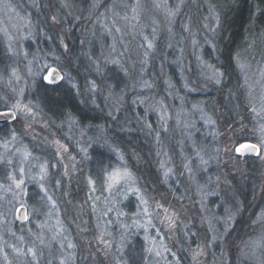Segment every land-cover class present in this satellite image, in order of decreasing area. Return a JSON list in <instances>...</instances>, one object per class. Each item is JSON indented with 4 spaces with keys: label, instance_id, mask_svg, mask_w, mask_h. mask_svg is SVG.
I'll return each mask as SVG.
<instances>
[{
    "label": "rangeland",
    "instance_id": "374dc122",
    "mask_svg": "<svg viewBox=\"0 0 264 264\" xmlns=\"http://www.w3.org/2000/svg\"><path fill=\"white\" fill-rule=\"evenodd\" d=\"M198 2L89 0L78 16L71 0H0V109L16 115L0 128V264H230L229 241L233 264H264V32L236 58L232 116L246 119L231 136L208 100L223 82L210 38L218 22L208 4L191 16ZM72 25L82 71L63 60ZM50 67L100 124L44 108L36 88ZM113 124L132 135L131 150ZM137 136L148 153H133ZM243 137L258 156L237 155ZM96 149L108 160L93 176ZM141 167L154 169L157 192ZM242 215L250 229L234 242Z\"/></svg>",
    "mask_w": 264,
    "mask_h": 264
},
{
    "label": "trees",
    "instance_id": "16d2710c",
    "mask_svg": "<svg viewBox=\"0 0 264 264\" xmlns=\"http://www.w3.org/2000/svg\"><path fill=\"white\" fill-rule=\"evenodd\" d=\"M72 2V8L70 9L72 12H74L78 16H83L82 12H85L86 7L90 5L89 0H71ZM204 4H208L213 6L215 17L217 19V28L216 32H214V35L211 38V41L214 44V50L216 52V59L214 60L216 66H218L220 72L223 76V82L220 84L218 89L213 92H209L208 94V100L210 101V104L213 105V109L218 114V119L220 121V125L222 127H225L231 136H235L237 134V130L239 129V125L237 122L238 118L245 116H232V107L233 105H236V102L238 103V91L236 86H238V82L236 81L238 78V69H237V63L236 58L239 54L238 52L240 50H243L244 46L248 44V38L253 33H261L264 32V0H199V2L194 6H189L188 10L192 9V13L190 15L195 14H204ZM190 5V4H189ZM187 10V9H186ZM213 12V14H214ZM74 16V15H73ZM190 16V17H191ZM69 20L72 22V16H68ZM63 23L60 22V25L58 26L61 28ZM67 24V23H66ZM71 27V23H68ZM69 29V28H68ZM79 29H76V26L73 27L72 30H66L63 34L66 41V56H64V63H67L68 65H71L74 63V66H76V69H80L81 71L84 70V67L86 64H83L82 57L78 56V48L80 45V40L77 42V38L79 37ZM201 33V31H199ZM78 36V37H77ZM202 38V36L200 35ZM70 38H73L74 43L68 42ZM77 42V43H76ZM74 61V62H73ZM87 67V66H86ZM80 70L77 72H74L75 78L77 79V86L80 88L85 87V77L82 76V73L80 75ZM194 75L192 77L197 76L196 72H193ZM200 81V80H198ZM83 84V85H82ZM198 85V83H197ZM199 87L201 85H198ZM75 90L71 87H69L65 82H60V84L55 86L46 85L42 78L38 80V87L36 88V95L41 100L42 105L45 109H53L56 111L67 109L70 112L75 113V115L82 121V122H91L89 124H100L102 122L103 118H100V116L95 115L92 116L93 110L89 105L85 103H78L77 97L75 96ZM242 102V101H241ZM239 104V103H238ZM241 104V103H240ZM239 104V106H240ZM219 108V109H218ZM217 109L220 112H217ZM1 110V109H0ZM97 114V113H96ZM101 120V121H100ZM236 124L238 127H236ZM242 124V123H241ZM232 126V128H230ZM112 133L114 137L115 143H120L122 140L123 143H120L123 147H130V139L128 137H132V135H127L129 133H125V137L123 134H120L119 131V125L116 124L112 125ZM117 131V133L115 132ZM134 137V136H133ZM126 138L129 142L126 141ZM131 144L133 145V153H137L139 151H142L143 154L148 153V146L147 148L144 147L143 139L140 138V136L135 137L134 139L131 138ZM143 140V141H142ZM238 143H242L245 141H248L247 137H243L240 140H237ZM125 143V144H124ZM149 145V144H148ZM131 150V148H129ZM96 156H94V166L95 169L92 174L93 176H97L101 170V166H99L103 159L106 157V154H102V152L97 151V149L94 151ZM140 155V154H139ZM131 157V156H130ZM241 158V157H240ZM255 157H246L243 159H252ZM132 168L135 170V165L132 164ZM250 166V165H249ZM140 170L142 171V177L146 180V188L148 189H154L155 192L158 188L159 178L156 173H154V169L148 171V174L145 173V170L141 167ZM138 173V170H136ZM250 174H253L254 171L251 169L248 170ZM250 176V175H249ZM249 178V181L252 180L251 177ZM257 182V179H255ZM253 182V181H252ZM250 182V183H252ZM255 182V183H256ZM154 185V186H152ZM255 188V187H254ZM252 189V188H251ZM257 189V188H255ZM257 193V191H254ZM159 193V192H158ZM251 194V195H250ZM250 198H252L253 193H249L248 195ZM244 201V200H243ZM249 201L245 200L244 205H242V210L247 211L249 209ZM245 215H242L241 219L238 220L235 224V226L232 229V241L237 242L241 241L243 239L244 234L248 233L250 227L249 221H246L247 218ZM19 225V223L17 222ZM23 225V224H20ZM245 227V228H244ZM243 228L245 229L243 231ZM228 245V244H227ZM229 250V263L233 264L234 260H237V249L234 247L233 242L229 241L228 245ZM132 248L128 247L127 255L131 256L133 253H131ZM130 253L132 255H130ZM135 256V255H134ZM128 257V256H127ZM130 258V257H129Z\"/></svg>",
    "mask_w": 264,
    "mask_h": 264
},
{
    "label": "water",
    "instance_id": "95a60500",
    "mask_svg": "<svg viewBox=\"0 0 264 264\" xmlns=\"http://www.w3.org/2000/svg\"><path fill=\"white\" fill-rule=\"evenodd\" d=\"M51 74V75H50ZM47 77V79H46ZM63 80V74L59 72L56 67H50L43 76V82L46 85L55 86L58 85ZM16 117L15 113L12 111H2L0 112V128L7 123L14 120ZM254 146V147H253ZM236 153L238 156L245 157H255L259 154L258 146L251 142H243L236 147ZM27 208L25 206H20L16 210V219L19 223H25L27 220Z\"/></svg>",
    "mask_w": 264,
    "mask_h": 264
},
{
    "label": "bare ground",
    "instance_id": "6f19581e",
    "mask_svg": "<svg viewBox=\"0 0 264 264\" xmlns=\"http://www.w3.org/2000/svg\"><path fill=\"white\" fill-rule=\"evenodd\" d=\"M104 160H108V157L106 156V157L104 158ZM104 160H103V161H104Z\"/></svg>",
    "mask_w": 264,
    "mask_h": 264
},
{
    "label": "snow or ice",
    "instance_id": "6c2138e0",
    "mask_svg": "<svg viewBox=\"0 0 264 264\" xmlns=\"http://www.w3.org/2000/svg\"><path fill=\"white\" fill-rule=\"evenodd\" d=\"M51 75V74H50ZM46 79H47V77H46ZM254 147V146H253Z\"/></svg>",
    "mask_w": 264,
    "mask_h": 264
}]
</instances>
